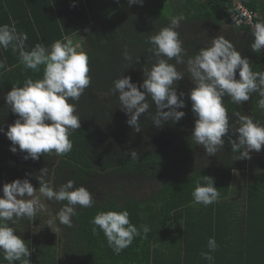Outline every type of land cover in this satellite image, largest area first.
<instances>
[{"label": "trees", "instance_id": "1", "mask_svg": "<svg viewBox=\"0 0 264 264\" xmlns=\"http://www.w3.org/2000/svg\"><path fill=\"white\" fill-rule=\"evenodd\" d=\"M242 1L259 13L257 23L264 22V0ZM231 3L232 0H144L141 6L129 5L128 0H0V25L14 23L18 33H26L25 50L30 51L38 43L50 48L55 41L68 37L73 44H81L82 52L88 57L91 78L79 100H69L75 104L74 114L81 121L80 129L69 137L73 145L70 152L59 157L54 152L45 154L40 163L25 165L9 157L10 170L15 168L22 175L32 176L47 168L44 179L54 190L71 180L74 188L83 186L93 198L89 208L76 206L71 227L57 218L67 202L47 198L45 213L37 209L31 218L14 217L12 222H7L31 251L30 264H264V170L257 173L254 170L257 168L251 166L252 172L257 173L255 178L237 192L238 199L243 201L232 206L229 199L233 171L243 170L247 165V159L238 160L240 152L228 150L218 163L193 172H184L178 162L156 159L160 154L152 151L133 159L131 151H138V146L144 145L148 139L146 129L154 125L156 108L148 98L151 106L141 115L139 123L150 117L152 123L139 126V132L132 127L139 143L127 141V149L120 158L107 153L111 145L118 147L117 140L124 131L121 128L130 127L126 124L130 117L120 109L113 82L130 76L133 83H143L144 72L157 62L149 51L152 47L149 37L167 27L171 17L185 18L176 29L185 50L184 63L177 64L175 58L168 63L185 76L177 82L178 95L187 94L195 87L187 72L189 58L209 47L217 36L237 49L243 43V32L251 31L231 24ZM125 50L132 57L130 61L124 59ZM0 62L4 64L0 68V122L6 117L16 120L18 117L3 97L12 87H22L28 78L42 79L43 66L39 72L25 69L19 52H13L11 47L6 51L0 48ZM186 104L180 110L191 114V101L186 99ZM204 176L214 178L220 198L211 205L198 207L192 192L198 183L203 184ZM26 179L39 189V181ZM130 182L148 183L156 189L146 197L135 199L127 194L126 184ZM124 210L129 212L130 223L141 231V236L117 255L102 231L97 229V235L92 233L91 220L100 212ZM183 219L185 228L180 226ZM174 223L179 225L180 233L178 239L169 241L167 237ZM142 225L151 229L146 236ZM212 237L218 248L211 253L213 260L208 261L201 253L208 251V240ZM0 264H9L2 252Z\"/></svg>", "mask_w": 264, "mask_h": 264}, {"label": "clouds", "instance_id": "2", "mask_svg": "<svg viewBox=\"0 0 264 264\" xmlns=\"http://www.w3.org/2000/svg\"><path fill=\"white\" fill-rule=\"evenodd\" d=\"M143 2L128 0L129 5L142 6ZM255 12L259 18V13ZM183 19V16L171 17L167 27L149 37L148 42L152 45L149 51L157 62L150 71L144 72L142 84L133 83L130 76L113 82V92L119 94L120 109L130 117L127 124L136 132L140 131L139 119L151 106L148 98L156 108L153 116L156 127H162L168 121L178 123L186 114L179 109L187 106V99L191 101L195 116L191 140L202 146L207 156H215L224 147V137L231 131L236 135L235 140L229 138L231 149L240 152L238 160L250 159V152H259L264 148V126L254 122L250 116L240 114H237V122L230 124L224 98L241 104L248 101L252 94L258 93V107L264 110V71H253L249 59L243 57L231 42L217 36L211 40L209 47L202 48L187 60L189 79L195 87L187 94L181 92L178 95L177 82L185 76L168 61L175 58L177 64L184 63L185 50L176 31ZM252 31L254 42L251 48L255 53L261 52L264 49V22L256 23ZM27 39L26 33L17 32L14 23L11 26L0 25V48L6 51L11 47L13 52L18 51L20 63L25 69L39 72L43 66L42 79L34 81L28 78L22 87H12L3 97L18 118L8 126L7 131L0 127V132L11 141L10 151L13 154L25 153V160H39L41 155L53 152L58 157L63 156L73 147L69 139L71 133L81 127L80 118L74 114L75 104L69 103V100L78 101L91 83L88 57L78 52L79 46H74L68 37L55 41L50 48L38 43L30 51L25 50ZM124 59H132L127 50ZM3 67V62H0V68ZM131 156L138 158L137 151H131ZM46 175L47 168H44L38 190L28 179H16L3 186V195L0 196V252L9 264L15 261L30 264L31 251L7 222L14 217H33L41 206L35 195L37 192L48 200L67 202L57 218L68 227L72 226L71 218L76 215L77 205L89 208L93 204L91 193L83 186L74 188V182L69 180L54 190L43 178ZM203 181V184H197L192 197L195 204L208 206L219 200L220 192L215 187L213 177L204 176ZM91 224L92 233L97 235V229L102 231L108 246L117 255L141 236V231L130 223L127 210L100 212L91 220ZM141 228L144 236L151 230L146 225ZM207 247L208 251L202 252L201 256L212 261L211 253L218 248L214 237L209 238Z\"/></svg>", "mask_w": 264, "mask_h": 264}, {"label": "flooded vegetation", "instance_id": "3", "mask_svg": "<svg viewBox=\"0 0 264 264\" xmlns=\"http://www.w3.org/2000/svg\"><path fill=\"white\" fill-rule=\"evenodd\" d=\"M264 19V14H263ZM243 43L239 44L237 47V51L241 53L243 57H246L250 61V65L253 71L259 72L264 71V49L261 52H253L251 48V44L254 42V37L252 35V30L244 31ZM237 79H239V71H237ZM260 97L258 93H254L251 95L250 99L246 102L241 104L231 102L230 98H224V106L227 111V115L229 118L230 124H235L238 120V115H247L250 116L254 122L258 123L261 126H264V110H261L258 107V101ZM179 111H183L180 110ZM185 111V116L178 122L173 123L172 121H168L163 124L162 127H156L155 125H150L146 129V136L147 140L145 141L143 146H138L139 150L137 151L139 154L147 155L149 151L156 152L160 154L156 157V159H167L170 162H178L180 163L179 167L181 169L188 172H193L197 170V168H202L207 164L218 163L222 157L231 150L230 139L235 140L236 135H234L231 131L229 132L228 136L224 137L225 144L224 147L221 148L215 156H207L206 152L204 151L202 146L196 145L194 141L191 140V133L192 129L194 128L195 124V116L192 110ZM151 117L149 119H144V123H139V126H147L148 122L151 121ZM15 120L11 119L10 117H6L3 122H0V127L4 128L7 131L9 125L14 124ZM126 122V121H125ZM152 123V121H151ZM150 123V124H151ZM127 124V123H126ZM128 125V124H127ZM124 131L121 133V137L117 140L116 146H110L107 149V153L109 156L111 153H114L116 158H120L124 156V153L127 148H125V143L129 141L130 144H138L139 138L134 135L133 128L129 127L127 129L121 128ZM230 138V139H229ZM123 139V140H122ZM110 143V142H109ZM120 143H124L122 146ZM11 141L8 140L6 135L3 132H0V185L11 183L16 179L27 177L31 180L39 181L41 179L40 171L38 173L31 175H24L20 174L21 172L16 171L14 168L13 170L9 169V157L18 161L22 164L28 163H40L41 160H44L45 155H41L39 160H25L23 152H18L13 154L10 151L11 148ZM256 155L255 151L250 152V159L252 160L253 157ZM114 156V157H115ZM155 158V157H154ZM107 160H110V157H107ZM249 160V159H248ZM218 165V164H215ZM39 166V165H38ZM184 174V173H183ZM44 178V177H43ZM48 178V177H47ZM132 182H130L131 184ZM135 182L134 184H136ZM3 187H0V196L3 195L2 193ZM38 190V189H37ZM39 198L40 207L39 209L41 212L45 213L46 208V197L42 196L39 192L35 194ZM27 217H21L18 219L25 220ZM42 222H46L42 220Z\"/></svg>", "mask_w": 264, "mask_h": 264}, {"label": "crops", "instance_id": "4", "mask_svg": "<svg viewBox=\"0 0 264 264\" xmlns=\"http://www.w3.org/2000/svg\"><path fill=\"white\" fill-rule=\"evenodd\" d=\"M251 166H255L254 169L257 171H262L264 170V168L262 169V167L264 166V148L261 149V151L256 152V155L253 157V159H247V165L244 167L243 170H236L233 171V180H232V190H231V194L229 195V199H230V203L233 206V204H235L236 201H243V199H238V195L237 192H239L240 190H244L248 184L251 182V180H253L255 178V175L257 173L252 172L253 169H250ZM264 173V172H263ZM262 174V173H261ZM262 178V175H260ZM238 199V200H237ZM201 204H198V207ZM14 224V223H13ZM175 223L174 225L172 224L170 228L172 229V233L168 234V240H173V239H178V234L180 233L178 227L179 225H176L175 227ZM180 226L182 228H185V222L184 219L180 221Z\"/></svg>", "mask_w": 264, "mask_h": 264}, {"label": "built area", "instance_id": "5", "mask_svg": "<svg viewBox=\"0 0 264 264\" xmlns=\"http://www.w3.org/2000/svg\"><path fill=\"white\" fill-rule=\"evenodd\" d=\"M258 14L250 9L242 0H232L229 20L233 26L251 28L257 23Z\"/></svg>", "mask_w": 264, "mask_h": 264}, {"label": "rangeland", "instance_id": "6", "mask_svg": "<svg viewBox=\"0 0 264 264\" xmlns=\"http://www.w3.org/2000/svg\"><path fill=\"white\" fill-rule=\"evenodd\" d=\"M78 45L79 47L77 48V51L78 52H82V46L80 43H74V46ZM160 182V181H159ZM157 184V183H156ZM127 188H128V191H127V194L128 196L132 197V198H135V199H140L142 197H146L150 194L153 193V191H155L156 188H152L150 187L151 185L146 183L144 185H139L138 183L136 184H126ZM112 191L113 188L110 187L109 188V191ZM12 222V221H11ZM15 230V229H14ZM17 231V230H15Z\"/></svg>", "mask_w": 264, "mask_h": 264}]
</instances>
